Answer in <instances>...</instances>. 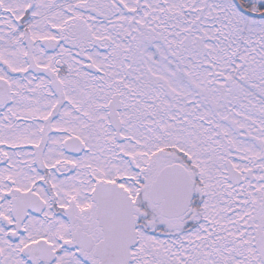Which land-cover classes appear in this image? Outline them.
<instances>
[{"label": "snow or ice", "instance_id": "6c2138e0", "mask_svg": "<svg viewBox=\"0 0 264 264\" xmlns=\"http://www.w3.org/2000/svg\"><path fill=\"white\" fill-rule=\"evenodd\" d=\"M0 264H264V0H0Z\"/></svg>", "mask_w": 264, "mask_h": 264}]
</instances>
